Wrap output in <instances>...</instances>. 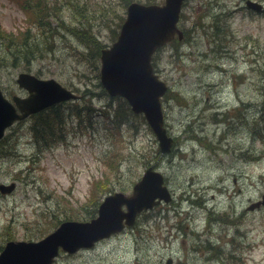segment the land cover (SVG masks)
Wrapping results in <instances>:
<instances>
[{
    "label": "rangeland",
    "instance_id": "rangeland-1",
    "mask_svg": "<svg viewBox=\"0 0 264 264\" xmlns=\"http://www.w3.org/2000/svg\"><path fill=\"white\" fill-rule=\"evenodd\" d=\"M126 1L42 0L32 22L16 3L0 0V27L31 35L29 55H20L30 63L0 65L5 95L24 93L15 81L21 71L55 78L81 95L74 102L79 115L71 102L62 105L66 137L49 147L34 140L31 117L7 131L0 182L15 181L16 188L0 194V246L8 239H37L46 233L42 228L51 230L59 220L90 218L103 195L129 193L153 164L173 199L90 249L61 252L54 264H164L169 256L172 264H264V209L246 208L264 192V138L257 129L248 133L256 128L264 101V12L248 10L242 0L184 1L179 24L188 41L168 43L152 58L169 86L162 107L175 140L171 152L160 156L155 135L141 118L114 128L110 117L118 101L101 92L97 56L79 40L93 33L100 45L109 46ZM217 119L232 126L231 136L219 135ZM249 148L260 157H240ZM96 181L107 187L93 196ZM222 214L226 218L216 223Z\"/></svg>",
    "mask_w": 264,
    "mask_h": 264
},
{
    "label": "water",
    "instance_id": "water-1",
    "mask_svg": "<svg viewBox=\"0 0 264 264\" xmlns=\"http://www.w3.org/2000/svg\"><path fill=\"white\" fill-rule=\"evenodd\" d=\"M183 0H165L164 4L131 2L127 18L117 39L101 50V83L110 95L127 99L134 112H143L159 140L161 153L170 151L173 138L163 126L160 96L166 84L153 72L152 53L171 40L175 33L182 37L177 22ZM250 6L260 7L257 3ZM20 86L29 91L27 97L14 95L13 100L21 111L8 101L0 91V138L13 120L21 119L58 101L75 98L76 94L54 79H40L21 72L17 78ZM163 175L149 166L133 185L131 195L114 192L107 195L98 207V215L88 221H64L54 231L37 241L9 240L0 252V264H50L61 246L68 252L91 246L103 237L132 225L137 213L152 208L161 199L168 201L170 193L163 184ZM14 183L0 184L1 192H10ZM264 205L262 199L249 208ZM126 206V210L123 209ZM166 264H170V259Z\"/></svg>",
    "mask_w": 264,
    "mask_h": 264
},
{
    "label": "trees",
    "instance_id": "trees-1",
    "mask_svg": "<svg viewBox=\"0 0 264 264\" xmlns=\"http://www.w3.org/2000/svg\"><path fill=\"white\" fill-rule=\"evenodd\" d=\"M23 1V7L27 9V12L29 16L32 19V22H36V19L39 17V13L41 11V1L42 0H22ZM38 3H37V2ZM131 0H127L125 2V5H127ZM150 1V0H148ZM123 18V16H121ZM215 28H218L217 23L214 24ZM71 30V29H70ZM73 33H79L74 30H71ZM20 36H17V34L8 32L7 30H4L0 27V38L3 40V46L4 50L0 52V64H9L13 67L18 66V64L25 60L27 63H30L31 59L29 58L20 59L21 56H28L29 52L31 51L29 48L30 38L31 35L28 31L20 32ZM81 34V33H79ZM22 35V37H21ZM92 34L87 35V39L84 41L86 44L91 45L90 49L93 51L95 56L99 55L100 49L103 47L100 45L93 37ZM15 37H17L16 40ZM177 46L178 43H175ZM21 55V56H20ZM20 56V57H19ZM94 56V57H95ZM97 58V57H96ZM178 100H181L180 98L176 97ZM118 104L115 109L114 114V121L115 122H122L127 119V113H130L129 106L127 102L124 99L117 98ZM254 120V123L256 126H262L264 128V108L260 112ZM34 119V123L32 125V129H34V134L38 138V140L49 143L50 139H59L63 136L64 133V111L59 106H53L47 110H44L38 114H36ZM262 128V131L260 128H257V132L260 134L262 138H264V129ZM191 137L195 138H201L197 134H192ZM40 138V139H39ZM108 164L111 168L112 166L115 168V164L112 160H107ZM107 184L103 181H96L93 182L91 191L93 196L97 195L98 188L107 187ZM47 232V229L44 228L42 232ZM215 249V247H213Z\"/></svg>",
    "mask_w": 264,
    "mask_h": 264
},
{
    "label": "bare ground",
    "instance_id": "bare-ground-1",
    "mask_svg": "<svg viewBox=\"0 0 264 264\" xmlns=\"http://www.w3.org/2000/svg\"><path fill=\"white\" fill-rule=\"evenodd\" d=\"M131 3V1L126 5V14H125V16H124V18H121V21H120V23H119V28H121V26H122V24L124 23V21L126 20V18H127V7H128V5ZM93 36V38L99 43V41H98V37L95 35V34H93V33H91ZM79 39V38H78ZM82 43H83V45H84V47H85V50L87 51V52H91V49H90V47H91V45H88V44H86L84 41H82L81 39H79ZM263 108H264V101L262 102V104H261V108L260 109H257V111H262L263 110ZM80 113H79V111H76L75 112V115H79ZM259 117V116H258ZM224 120L223 119H221V121L219 120V119H217L216 120V124H217V126H220L222 123L221 122H223ZM222 126V130H220L218 133H219V135L223 138V136H226V135H230L231 134V131H232V129H231V127L232 126H230V125H227V126H225V125H221ZM257 128H260V129H262L263 127L262 126H256V128H253V129H251V130H249V134H251V131H252V133L257 129ZM264 129V128H263ZM32 131H33V133H34V129H32ZM198 135V134H197ZM199 136V135H198ZM231 136V135H230ZM200 137V136H199ZM226 139H228V136H227V138ZM236 146V148L235 149H242L241 147H238V145H235ZM242 151V153H244V150H241ZM240 157H242V158H248V159H258L260 156H259V154H257V153H255L251 148H249V150H248V152L246 153V156H240ZM188 199V198H187ZM226 218V215H224V214H222V216L220 217V218H217V220H215L216 221V223L217 222H221V221H224V219ZM214 220V219H213ZM211 223H215L214 221H211L210 222V224ZM208 249H210V250H214V251H216V248L215 249H213V247L211 246V247H207ZM215 256L218 258V257H221V255H219L217 252L215 253ZM214 256V257H215Z\"/></svg>",
    "mask_w": 264,
    "mask_h": 264
}]
</instances>
